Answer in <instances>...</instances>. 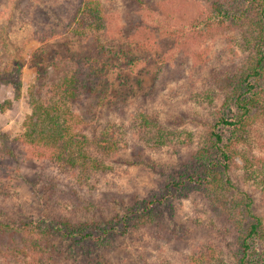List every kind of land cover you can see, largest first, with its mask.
<instances>
[{
    "label": "rangeland",
    "instance_id": "obj_1",
    "mask_svg": "<svg viewBox=\"0 0 264 264\" xmlns=\"http://www.w3.org/2000/svg\"><path fill=\"white\" fill-rule=\"evenodd\" d=\"M82 1L0 0V68L12 65V61L21 66L18 96L10 84L0 85V150L9 147L18 154L24 151L13 141L22 134L24 120L31 112V87L45 86L41 90L46 91L45 100L55 102L62 97L55 84L68 68L62 63L52 68V52L69 39L66 33L68 13L75 3L82 4ZM87 1L93 7L101 4L108 19L104 24L109 23L107 33L113 36H117L121 29L131 34V26L126 28V25L131 23L128 12L134 11L132 17L135 20L131 24L138 22L148 26L150 31L149 34L139 31L143 33L140 38L149 39V54L157 62L161 57L168 63L155 65L154 61L145 66L141 61L128 71L123 61H114L119 69L115 80L116 98H113L118 109L101 107L93 116L92 100L71 104L78 108V114L88 119V128L76 131L90 136V132L99 128L97 125L120 119L128 138L134 136L125 146L119 144L114 156L107 157L106 162L110 161L114 169L107 175L111 185L99 191L86 185L72 188L74 181L68 180L67 173H64L54 178L52 194L46 198L45 204L36 199L28 185L14 183L18 194L23 196L22 200L31 202L27 212L34 220L40 214L62 216L73 223L96 224L94 226L99 227L97 232L87 230L91 232L89 236L71 246L59 244L55 236L42 237L34 229L7 228L0 231V264H59L61 251L66 264H81L82 256H87V247L98 254V244L109 230L104 223L109 221L112 224L108 226L117 228L121 234L122 222L118 221V215L125 214L126 205L154 215L166 212L170 215H167V221H155L140 232L131 231L130 236L125 232L119 238L114 237L112 241L119 247L113 249L105 260L106 264H233V245L225 246V242L210 230L207 215L197 209H202L196 193L200 178L196 175L192 155L208 142L210 126L216 133L228 136L226 129L214 124L211 99H214L213 105L219 104L215 93H220L228 82V75L239 65V59H231L233 53L230 50L237 47L233 39L241 35L242 30L234 26L207 35L191 33L190 36L189 30L182 25L201 11L205 0H143L145 5L137 10L132 0ZM81 14L86 17L87 25L93 23L86 11ZM176 26L177 30L173 31ZM86 41L82 43L83 50L91 47L90 39ZM60 50L62 52L63 48ZM38 72H42L40 76ZM37 95L35 92L33 96ZM140 112L155 113L162 130L157 134L154 130V134L163 136L162 143H153L154 138L150 136L137 139L126 129L132 123L137 124L141 119ZM105 129L110 130L109 126ZM248 142L243 150L251 151L250 158L255 163L264 161V120L254 126ZM24 158L28 161L24 165L26 173L39 170L41 160ZM229 163L236 175L229 173L228 176L238 186L239 197L245 194L251 199L252 212L264 226V197L260 186L256 180L242 183L240 177L244 164L238 157ZM177 174L179 181H185L180 192L170 184L172 176ZM9 213L11 215L13 211ZM213 213L217 215V212ZM175 216L173 223L171 218ZM11 217L22 221L20 213ZM5 218L0 215L1 221ZM226 242L231 243L229 239ZM248 244L251 245L250 258L260 263L264 242L256 238Z\"/></svg>",
    "mask_w": 264,
    "mask_h": 264
},
{
    "label": "trees",
    "instance_id": "obj_2",
    "mask_svg": "<svg viewBox=\"0 0 264 264\" xmlns=\"http://www.w3.org/2000/svg\"><path fill=\"white\" fill-rule=\"evenodd\" d=\"M132 1L136 4L135 10L142 9L145 5L143 0ZM82 2L71 6L68 13L66 33L69 39L60 43L59 49L52 52V68H56L60 63L68 68L67 73L55 84L62 97L55 102L45 100L46 91H41L45 86L31 87V112L24 120L22 134L13 141L18 149L23 147L24 151L18 154L9 147L0 150V215L6 216V220H0V231L7 228L34 229L40 232L42 237L55 236L59 244L68 243L71 246L89 236L91 232L87 230L96 231L99 227L87 222L73 223L65 217L55 215L40 214L39 218L34 220L33 215L27 212L31 202L22 200L23 196L18 194L14 183L28 185L36 199L45 204L46 198L52 194L51 184L54 178L64 173H67L68 180L74 181L72 188L74 185H86L99 191L111 185L107 175L114 169L110 161L106 162L107 157L114 156L119 144L125 146L134 136L128 138L120 119L110 124L97 125L99 128L94 130L97 132H90V136L76 131L79 128H88V119L78 114V108L71 104L92 100L93 116L97 115V110L101 107L118 109L113 98H116L115 80L119 69L114 61H123L128 71L133 70L138 62L142 61L145 66H150L156 61L148 52L149 39L139 37L143 33L149 34L148 26L138 22L131 24L135 20V17H132L134 11L128 12L131 23L126 25V28L131 26V34L121 29L117 36H113L107 33L110 29L109 23L105 26L104 21L107 22L108 19L106 20L101 4L93 7L87 0ZM82 10L92 18V24L87 25L86 17L81 14ZM182 26L189 30L190 36L191 33L207 35L234 26L242 30L241 35L233 39L237 47L230 50L233 53L231 59H239V65L228 75V82L220 93H215L219 104L213 105L214 99H211L214 124L226 129L228 136L216 133L210 126L208 142L192 156L195 160L193 166L198 173L196 175L200 178V187L196 193L202 209H197L203 210L207 215L210 230L225 242V246L233 245V264H264V254L260 263L250 258L251 245L248 244L256 238L264 242L263 223L254 216L251 199L245 194L239 197L238 186L234 185L228 176L229 173L236 175L229 166V161L238 157L244 164L240 180L242 183H254L256 180L255 183L260 186V193L264 197V161L255 163L250 158L251 151L243 150L249 143L254 126L264 120V0H205L201 11ZM177 28L176 26L173 31ZM87 39H90L91 47L83 50L82 43L87 42ZM12 62V65L7 63L8 65L0 68V85L10 84L18 96L21 66L17 61ZM158 62L163 66L168 63L161 57ZM158 62L153 64L157 65ZM40 73L42 72H38L39 76ZM35 92L38 97L33 96ZM140 116L137 124L132 123L126 126V129L132 131L131 135L135 134L137 139L150 136L154 138L153 143H162L163 136L154 134V130L156 134L162 130L155 113L140 112ZM106 126H109L110 130H106ZM89 146L91 149H88ZM24 156L30 160H41L39 170L26 173L24 165L28 161ZM179 174L172 176L170 180V184L178 192L185 183L178 180ZM12 211L11 215L20 213L22 221L12 219L9 213ZM124 211V215H118L120 220L118 216L116 218L122 222L121 234L126 232L127 236H130L131 231L140 232L142 228H148L155 221H167V215L170 213L154 215L153 212L133 209L128 205ZM213 211L217 212V215ZM177 216L171 218L173 223ZM110 224L112 223L109 221L104 223L109 230L98 244V254L87 247V256H82L81 264H106L105 260L112 254L113 249L119 247L118 243L112 240L114 237H121V234L119 235L117 228L108 226ZM228 239L231 243L226 242ZM61 253L58 254L59 264H66Z\"/></svg>",
    "mask_w": 264,
    "mask_h": 264
}]
</instances>
